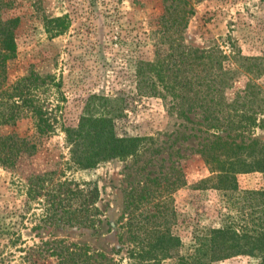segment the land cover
Listing matches in <instances>:
<instances>
[{
  "label": "rangeland",
  "instance_id": "rangeland-1",
  "mask_svg": "<svg viewBox=\"0 0 264 264\" xmlns=\"http://www.w3.org/2000/svg\"><path fill=\"white\" fill-rule=\"evenodd\" d=\"M4 1L5 17H19L17 55L9 61L5 87L20 78L38 75L37 85L32 88L35 103L50 118L52 128L48 134H38L31 117L15 126H0L1 134L15 131L21 136L36 135L38 142L36 154L15 166L0 162V224L5 226V235H0V254L14 253L12 264H18L30 248L36 250V244L65 239L105 253L118 264H130L129 243L121 242L127 236L123 217L127 193L132 186L178 161L186 182L172 193L177 211L172 230L181 241L169 255L158 250L151 263L185 264L203 257L212 259L211 264H257L258 257L248 253L212 258L204 254L205 249H198L197 237L230 225L236 230L245 228L248 237L253 235L259 213L250 207L245 191L262 190L264 174L239 173L238 191L217 189L211 183L202 185L199 182L213 173L199 150L213 139V133L229 136L228 142L245 138L263 145L264 112L257 110L254 116L258 122L247 131L219 130L215 121H208L217 114L215 107L204 108L202 99L192 93V100L174 95L179 92L163 88L157 72L158 61H165L173 53L180 69L193 60L201 63L195 70L187 68L185 74L195 78L193 70L207 72L204 64L214 71L215 52L220 50L228 56L224 66L236 70L226 100L236 101V94L250 80L264 96V0ZM163 14L169 16L167 23L161 20ZM240 55L257 59L244 60ZM142 61L157 63V95L138 90ZM99 97L110 99L120 109L113 114L117 135L152 137L153 141L134 157L110 159L91 169L70 168L65 129L77 127L87 113L101 115L104 109L99 107ZM245 100V106H233L250 107L252 100ZM42 174L51 178L45 182L46 189L66 178L97 185L103 199L97 227L46 221L40 203L46 189L36 199L27 195L28 185L37 182V178L31 181L30 177ZM50 259L54 262L53 257Z\"/></svg>",
  "mask_w": 264,
  "mask_h": 264
},
{
  "label": "trees",
  "instance_id": "trees-1",
  "mask_svg": "<svg viewBox=\"0 0 264 264\" xmlns=\"http://www.w3.org/2000/svg\"><path fill=\"white\" fill-rule=\"evenodd\" d=\"M6 4L4 0H0V126H15L18 121L31 117L38 134H48L52 128L50 118L43 114L41 107L35 103L36 95L33 94L32 89L37 85L39 76L31 74L18 79L8 88L5 87L9 80V61L17 55L16 29L19 26V17H5ZM171 7L172 5L167 10ZM170 11L168 10V13ZM161 20L167 23L169 16L163 14ZM215 53L217 55L214 58V71L211 69L213 67L204 64L207 72L203 74L198 72L199 70L194 71L200 66L199 61L193 60L187 63V68L194 69L195 78L185 74L188 72L187 68H179V62L173 53L165 61H158L160 64L157 74L162 78L163 88L179 92L174 95L192 100L194 99L192 93L202 99L204 108L211 110V107H215L217 114L208 118V121L209 123L215 121L217 125L215 127L219 130L222 127L227 131L232 129L247 131L251 125L258 122L254 116L257 110L264 112L262 91L256 83L250 80L246 88L236 94L237 100L229 103L226 100L229 96L228 88L233 85L231 79L236 74V70L224 66L228 56L223 51L217 50ZM240 58L257 59L243 55H240ZM156 65L157 63L153 62L142 61L140 63L137 86L141 94L157 95L160 92L159 84L154 79ZM256 94L260 95V98H255ZM96 99L100 100L99 107L104 109L101 115L87 113L88 115L82 116L77 127L65 129L66 138L70 144V160L67 162L70 168L91 169L110 159L134 157L140 153L147 142L153 141L152 137L117 135L113 114H118L120 109L113 106V101L108 98ZM245 99L252 100L250 107L233 106L235 104L245 106L248 102ZM261 120L264 124V118ZM35 136H21L15 131L0 133V162L4 165L15 166L18 161L35 155L38 151ZM212 137L213 139L203 145L199 152L205 158L213 175L202 179L200 184L211 183V187L217 189L236 191L239 173L261 171L264 174V144L260 145L261 143L253 140L247 142L245 138L240 142H228L229 136H222L218 133H213ZM177 162L173 161L172 165L160 171L156 176L147 177L146 181L132 186L127 193L123 214L126 218L127 236L126 240H121V242L129 243L127 253L130 264H153L151 263L153 256L158 250L164 255H169L171 248L181 241L172 230L177 220L172 193L186 182ZM36 178L41 185L37 186V182L32 181ZM49 179L51 178H47L46 174L35 178L31 176L29 180L32 183L27 187L28 197L30 199L41 197V191L46 189L45 182ZM45 192V198L40 203L45 208L46 221L55 220L66 225L91 228H96L97 223L101 221L100 201L103 199L100 197V189L92 182L83 184L66 178L59 180ZM245 195L253 211L259 213L255 217L258 228L255 227L252 230V237L246 236L245 228L236 230L232 225L212 229L197 237L200 243L198 249H205L204 254H210L215 259H223L234 253H248L258 257L257 264H264V188L258 191H245ZM4 228L5 226L0 224L1 236L5 235ZM13 256L14 253L10 256L0 254V264H12ZM51 257L54 258V262L51 261ZM210 260L212 261V259L200 257L196 261L185 264H211ZM18 264L118 263L105 253L92 251L87 245L67 243L65 239H53L36 244V250L31 251L30 248L28 255L23 256Z\"/></svg>",
  "mask_w": 264,
  "mask_h": 264
}]
</instances>
